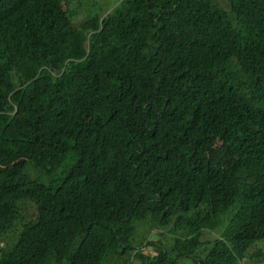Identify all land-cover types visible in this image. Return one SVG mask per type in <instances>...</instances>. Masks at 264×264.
Listing matches in <instances>:
<instances>
[{
  "label": "trees",
  "instance_id": "1",
  "mask_svg": "<svg viewBox=\"0 0 264 264\" xmlns=\"http://www.w3.org/2000/svg\"><path fill=\"white\" fill-rule=\"evenodd\" d=\"M85 1L0 0V264H129L147 222L185 237L143 264L263 256L264 0Z\"/></svg>",
  "mask_w": 264,
  "mask_h": 264
},
{
  "label": "rangeland",
  "instance_id": "2",
  "mask_svg": "<svg viewBox=\"0 0 264 264\" xmlns=\"http://www.w3.org/2000/svg\"><path fill=\"white\" fill-rule=\"evenodd\" d=\"M121 0H88L85 1L81 6H74V22L79 25L84 23L87 19L95 16L100 15L104 17L110 14L116 6L119 4ZM218 4L224 8L225 10L229 11V4L226 0H217ZM29 171V176L31 179L36 180L39 178L41 183L50 184L56 180L59 173L54 176H49L43 174L40 177V171L33 166L32 163H29L25 169V175ZM239 204H235L233 207L230 208L228 212L221 215L217 220L209 227H207L202 235L201 238V246L200 250L198 251L196 258L201 256L204 257L207 254L208 249L210 248V244L214 242L216 239L220 238L223 231L228 226L231 218L233 217L235 211L238 209ZM28 211L32 214L34 210L32 207L28 209ZM175 237H185V233L183 231H177L173 233L171 231V227L168 228H159L153 223H142L136 225V233L133 239V247L134 250L130 252L125 259L129 264H143V260L139 259L136 256V252L139 250L147 251L149 247L154 249L161 248L160 241H164L167 248H170L173 244V240ZM19 238V231L15 232L14 239L17 241ZM151 243H154L152 246ZM4 246L6 244L4 243ZM150 251V253H153ZM253 254V251H249L245 257V260L241 264H263L264 263V255L259 258L251 259L250 255ZM156 255L157 252H156ZM155 255V256H156ZM115 258L113 256L108 257L103 264H114ZM175 264H195V258H182L175 262Z\"/></svg>",
  "mask_w": 264,
  "mask_h": 264
},
{
  "label": "water",
  "instance_id": "3",
  "mask_svg": "<svg viewBox=\"0 0 264 264\" xmlns=\"http://www.w3.org/2000/svg\"><path fill=\"white\" fill-rule=\"evenodd\" d=\"M150 251H153V248L152 247H149L148 250L144 252L145 255H149L150 254ZM156 252H157V254H159L160 253V250L159 249H154L153 256L156 255Z\"/></svg>",
  "mask_w": 264,
  "mask_h": 264
},
{
  "label": "built area",
  "instance_id": "4",
  "mask_svg": "<svg viewBox=\"0 0 264 264\" xmlns=\"http://www.w3.org/2000/svg\"><path fill=\"white\" fill-rule=\"evenodd\" d=\"M4 247V243H0V248H3Z\"/></svg>",
  "mask_w": 264,
  "mask_h": 264
}]
</instances>
